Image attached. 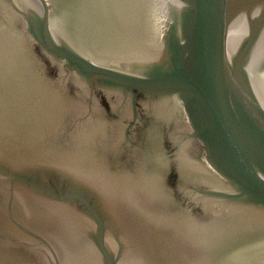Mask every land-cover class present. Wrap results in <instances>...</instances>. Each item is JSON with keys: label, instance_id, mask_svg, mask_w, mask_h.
I'll use <instances>...</instances> for the list:
<instances>
[{"label": "water", "instance_id": "95a60500", "mask_svg": "<svg viewBox=\"0 0 264 264\" xmlns=\"http://www.w3.org/2000/svg\"><path fill=\"white\" fill-rule=\"evenodd\" d=\"M0 264H264V0H0Z\"/></svg>", "mask_w": 264, "mask_h": 264}]
</instances>
